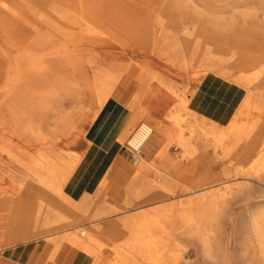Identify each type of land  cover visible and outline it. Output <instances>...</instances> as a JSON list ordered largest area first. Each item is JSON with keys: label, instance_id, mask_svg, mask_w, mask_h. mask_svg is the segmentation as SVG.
I'll return each mask as SVG.
<instances>
[{"label": "rangeland", "instance_id": "1", "mask_svg": "<svg viewBox=\"0 0 264 264\" xmlns=\"http://www.w3.org/2000/svg\"><path fill=\"white\" fill-rule=\"evenodd\" d=\"M0 1L2 2H0V77H3L5 73L10 74L7 85L0 93V120L5 119L8 124H13L14 120L9 115V110L14 108L16 117H19L21 123H25L31 118L37 128L47 136V141L41 143L29 141L30 138L23 140L19 137H12V142L15 145L35 153L48 144L49 149L55 153L72 154L77 152L81 159L85 158L92 149L93 143L88 138L92 133L94 134V120L101 113L103 107L98 102V93L95 87L98 71L120 73L127 66H132L130 83L135 85L138 73L148 68V70L159 72L172 80L176 91L188 97L190 92L188 87L191 82L200 80L209 73L220 75L215 71L205 70L206 63L204 61L196 63L191 60L186 64L182 48L174 41L175 31L171 30L169 25L176 22V27H182V22L192 18L210 21V27L229 33L242 21V13L248 7L243 3L237 4V0H170L169 2H174V4L166 11H161L158 8L145 11L142 30L122 39L111 31H104V34L81 31L82 33L79 35L71 31L68 32L66 26L56 22V19L63 16V10H65L60 3H56L58 0H51V2L49 0H38L39 2L36 0H34L35 2L33 0ZM5 1L9 2L8 4L19 2V8L22 6V12L28 15V21L21 19L22 29H24L22 35L11 36L5 28L9 16V9L4 8L3 10ZM10 1L12 2L10 3ZM43 2L44 4H42ZM224 2H226L225 8L215 5ZM53 3L56 6H52ZM211 5H215V7L213 8ZM54 9H58V12L56 10L54 12ZM43 12L47 13V16ZM53 18L54 20H52ZM45 19L47 22H44ZM26 22L29 24H24ZM35 29H37L36 34L39 29L41 32L39 31L40 33L36 35ZM53 29H58V31ZM43 36L46 40H41ZM54 37L56 38L54 39ZM195 72L199 74L195 75ZM223 78L236 83L230 78ZM138 87L139 85L135 86V89ZM139 91L140 94H143L142 101L150 95L144 93L143 84ZM263 92L264 89L262 90L264 95ZM34 93L47 97L48 104L37 103L36 106H31L30 100ZM8 98L11 99L10 102L7 101ZM261 99H264V96ZM110 101L123 104L121 99L110 98ZM261 107L264 109V100ZM183 111L181 113L185 115L186 112ZM169 113L170 111L165 116L167 122L162 121L167 127H173V119ZM258 113L259 111L256 112V114ZM62 115L67 117L66 123L60 120ZM191 119L187 117L188 121L186 120L175 128L185 129L186 132L192 131L194 119ZM138 123L129 129L121 146ZM17 128L19 129L20 126L18 125ZM175 145L179 147L176 148ZM195 145L188 148L176 141L173 143L166 142L164 139L159 140L154 159L149 160L155 162H153V166H148L150 168L147 173L148 179L154 183L151 188H147L143 183L132 188H128V184L124 181L117 184L115 181L121 180L119 175H115L113 180L107 183L108 186H104L100 184V180L106 177L104 170L91 166L85 170L76 169L73 177L80 180L78 187L75 188L77 194L73 193V197L78 198L77 213L80 215L76 224L79 226L90 224L96 228L99 224L119 221L141 212H147L149 216L157 218L159 211L156 210L163 205L169 203L178 205L193 197L199 199L201 192H208L206 197L208 198L214 187L198 192L199 187H195L194 183L199 178H210L212 181L210 184H214L217 181L233 178L229 174L234 170L237 171L236 177L240 178L230 182L228 193L219 202L221 211L218 214L214 213L213 206L206 201L192 209L191 214L196 221L192 225L193 231H189L184 222L172 219L165 222L164 228L156 227L154 232L159 239L164 240L165 252L177 256L174 260L175 264H264V256L258 252L253 232H249L248 205L264 208V185L260 186L254 180L256 173L259 172L257 170V152L251 157L245 158L241 157V153L233 146L229 152L225 153L221 149H217V151L210 148L204 149L197 142ZM232 150L233 152H231ZM118 152L128 159H132L131 155ZM221 159L228 161L222 164L219 162ZM176 171L181 172L184 176L180 178V181L168 176L169 174L174 175ZM95 175L100 177V180L94 178ZM248 175H251L252 180L241 179ZM29 181L26 171L6 153L0 151V204H2L0 216L3 217L0 248L5 247L1 241H3L8 220L14 208L13 197L8 194L18 188H27ZM161 185L167 189V193L164 195H160L158 191ZM193 189L197 190L192 191ZM67 192H69L68 187ZM35 206L36 204L32 203L29 209ZM83 209L84 212L81 214ZM70 216L72 214L67 212V217ZM53 217L52 214L50 218ZM104 229L97 230L103 232ZM34 232H38V230H29L26 238L16 237L6 244L7 247L11 248L35 241L32 240L37 236ZM204 237H207L211 250L218 251L217 259L211 260L204 253L205 246L202 241ZM64 243L69 244L67 242L62 244ZM118 258V253L110 246L103 247L102 259L104 261L109 263Z\"/></svg>", "mask_w": 264, "mask_h": 264}, {"label": "bare ground", "instance_id": "2", "mask_svg": "<svg viewBox=\"0 0 264 264\" xmlns=\"http://www.w3.org/2000/svg\"><path fill=\"white\" fill-rule=\"evenodd\" d=\"M6 1L3 2V10L4 8H8L9 16L6 23L4 22L6 24L5 28L11 36L22 35L24 29H22L23 25H21V22L23 19L27 20L28 15L22 12V6L19 8V2L14 4L10 1L11 4H8L9 2ZM49 1L51 2V0ZM169 1L58 0L56 3H60L65 10H63V16L56 19V22L63 24L67 27L68 32H74L76 35L81 34L83 31L90 33L111 31L118 37L126 39L142 30L141 27H143L145 21V11L156 8L161 11H166L168 7L174 4V2ZM241 3L248 7L242 13V21L229 33L215 27H210V21L192 18L182 22V27H176V22L174 23L175 25H169L170 29L175 31V36L173 35L174 41L182 48L186 64L191 60L196 61V63L198 61L199 63L204 61L206 63L205 70L215 71L220 76L230 78L243 88L244 92L246 90V97L244 95L242 102L239 103L240 105L227 124H220L210 118L196 114L188 107L190 97H185L177 92L172 80L164 77L159 72H152L148 68L138 73L136 76L137 84L135 85H131L132 83H130L133 71L132 66H127L120 73H111L103 70L98 71L96 73L97 84L95 87L100 106L110 101V98L121 99L123 101V104H121L128 108L129 111L137 112L140 109L142 114L145 113V109L141 107L143 94H140L139 91L142 84L144 93L152 94L162 92L163 95L165 94L175 99L173 106L169 110V116L173 119V127H167L160 119L148 118L145 119L146 121L144 120L151 124L153 132L143 144L141 143V153L142 151L144 152L150 141L156 140L158 142L161 139L173 143L176 141L188 148L196 146L195 142H197L204 149L210 148L214 151L221 149L225 153L229 152V149L233 146L241 153V157L245 158H249L257 152V170L260 173H256L254 180L260 186H263L264 109L261 107V103L264 99H261V97L264 96L262 94V90L264 89V0H237V4ZM225 4L226 2L215 5L225 8ZM215 5L211 6L214 8ZM55 10L57 11L58 9H54L53 11L55 12ZM43 13L47 16L46 14L48 12ZM48 16L52 17L49 14ZM44 22H47V20L45 19ZM24 24H29V22ZM36 25L38 24L36 23ZM41 27L40 29H42ZM40 29L38 33L41 32ZM36 31L37 29L34 31L35 34ZM44 38L43 36L41 40ZM41 40L40 42H43ZM198 74L195 72V75ZM9 75L5 73L3 77H0V93L7 85L10 78ZM137 85L139 87L135 89ZM10 100V98L7 99L9 102ZM37 103L46 105L48 104V99L39 93H34L31 97L30 104L31 106H36ZM183 110L186 112L185 115L187 117L194 119L192 131L186 132L184 131L185 129L179 130L175 128V126L179 127L187 120V117L181 113ZM258 111L259 113L256 114ZM9 115L13 117V124H8L5 119L0 120V151L6 153L8 157L16 161L29 175L30 181L28 182L27 188H18L8 194V196L13 197L14 208L9 217L8 225L2 238L3 241H1V243L3 242L5 244V247L0 248L1 251L8 248L6 244L16 237L26 238L29 230L36 229L38 232L34 233L37 236L32 240L41 238L53 242V252H57L60 245L63 242H67L72 247L90 257L93 264H175L174 260H176L177 256L165 252L164 240L157 237L154 229L156 227L164 228L166 225L165 222L174 219L184 222L189 231H193L194 227L192 225L195 221L191 214L193 207L208 201L213 206L214 213L218 214L221 211L219 202L228 193L227 189L230 188V182L240 178L236 177L237 171L234 170L229 174L233 178L225 181H217L214 184H210L212 182L210 178H199L194 183L195 187H199L198 192L214 187L209 193L210 197L208 196L206 198L208 192H201L199 199L193 197L187 199L185 202H180L178 205L174 203L163 205L156 210L159 211V217L157 218L149 216L147 212H141L119 221L99 224L96 228L90 226V224L79 226L76 224L80 216L77 213L78 198L73 197V193L77 194L75 188L80 183L79 179L73 177L76 169L82 168V170H85V168L91 166L104 170L106 173L105 178L100 180V177L97 175L94 177L100 180V184L104 186H108L107 183L112 181L115 175H119L121 180H116L115 182L118 184V182L124 181L128 184V188L136 187L141 183L146 184L147 188L153 187L154 183L148 179L147 173L150 169L148 166H153L154 161H149L150 159L142 154H137L130 160L118 152L121 147V142L126 137L129 129L134 127L133 123L126 122L124 124L117 132L114 144L108 151L104 153L101 149L92 147L86 157L81 159V156L77 152H73L72 154L55 153L49 149L48 144L44 148L38 149L35 153L29 152L24 147L15 145L12 142V137H19L23 140L30 138L29 141L41 143L47 141V136L37 128L31 118L27 122L21 123L19 117H16L14 108L9 110ZM60 120L66 123L67 117L62 115L60 116ZM18 125L20 126L19 129L17 128ZM175 146L176 148L179 147L178 145ZM227 161L221 159L219 162L224 164ZM252 162L254 161L252 160ZM161 174L163 175V173ZM168 176L179 181L180 178L184 177L179 171H176L174 175L169 174ZM241 179L252 180V177L248 175L241 177ZM67 187L69 192H67ZM159 188L160 195L167 193L164 185H161ZM195 190L193 189L192 191ZM32 203H35L36 206L29 209ZM248 206L249 232H253V236L258 245V252L261 256H264V208L257 207L256 205ZM67 212H70L72 216L67 217ZM83 212L84 209L81 211V214ZM52 214L54 217L50 218ZM99 228L105 229L102 230L103 232H99L97 230ZM206 238H202L205 246L204 253L211 260H215L219 257L218 251L211 250L209 241ZM104 246H110L118 253L119 258L109 263L104 261L102 259V249ZM51 258L52 255H50Z\"/></svg>", "mask_w": 264, "mask_h": 264}, {"label": "crops", "instance_id": "3", "mask_svg": "<svg viewBox=\"0 0 264 264\" xmlns=\"http://www.w3.org/2000/svg\"><path fill=\"white\" fill-rule=\"evenodd\" d=\"M188 88L190 91L188 107L218 123L230 120L245 95L243 88L239 85L212 73L191 82ZM174 102L173 97L163 95L162 92L152 93L141 102V107L145 108V113L142 114L140 109L137 112H131L123 105L108 101L95 118L94 134L92 133L88 140L93 143L92 147H97L105 153L113 146L117 132L126 122L135 125L148 118L166 121L165 116ZM157 149L158 142L152 140L141 154L148 159H154ZM2 222L3 217L0 216V231ZM53 249V242L38 239L1 251L0 264H93L85 253L70 244H61L57 252H53ZM50 255H52L51 259Z\"/></svg>", "mask_w": 264, "mask_h": 264}, {"label": "built area", "instance_id": "4", "mask_svg": "<svg viewBox=\"0 0 264 264\" xmlns=\"http://www.w3.org/2000/svg\"><path fill=\"white\" fill-rule=\"evenodd\" d=\"M152 132L153 128L148 122L140 121L122 144L121 152L131 155L132 157L141 154V146Z\"/></svg>", "mask_w": 264, "mask_h": 264}]
</instances>
